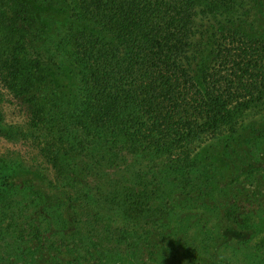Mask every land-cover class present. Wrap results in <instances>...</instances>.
Instances as JSON below:
<instances>
[{
    "label": "trees",
    "instance_id": "1",
    "mask_svg": "<svg viewBox=\"0 0 264 264\" xmlns=\"http://www.w3.org/2000/svg\"><path fill=\"white\" fill-rule=\"evenodd\" d=\"M65 1L74 21L47 47L37 11L42 0H0V88L28 106L30 125L49 131L53 164L61 168L69 162L62 170L69 180L92 186L105 197H135L143 193L135 189L138 184L156 182L155 190L169 199L179 183L201 207L211 209L215 199L208 193L213 197L217 191L200 176L199 166L210 147L221 146L225 152L239 148L247 156L264 150V37L248 39L233 30L251 9L264 12V0ZM200 1L227 30L215 35L214 62L193 74L194 47L210 30L198 11ZM226 12L227 20L219 19ZM99 28L102 33L94 34ZM63 61L75 71L72 105L66 111L60 96L50 102L41 97ZM256 110L259 117L246 118ZM30 132V127L0 121V135L8 141L24 142ZM204 136L211 142L201 147L198 141ZM33 180L46 184L42 173L0 156V264L18 256L8 236L69 251L77 264L91 258L94 264H118L123 257L151 264L141 258L145 249L140 241L152 242L154 253L157 244L143 228L132 231L133 239L129 231L119 238L104 235L109 245L98 247V240L69 231L60 206L41 205L39 199L47 197L40 189H22ZM55 187L50 186L51 193L56 194ZM220 188L236 207L225 209L224 217L253 226L254 215H243V184L232 177ZM135 205V211L150 217L161 212L159 206ZM205 233L204 246H211L217 231L209 227ZM262 243L256 247L259 259L248 264H264ZM32 253L28 246L21 254Z\"/></svg>",
    "mask_w": 264,
    "mask_h": 264
},
{
    "label": "rangeland",
    "instance_id": "2",
    "mask_svg": "<svg viewBox=\"0 0 264 264\" xmlns=\"http://www.w3.org/2000/svg\"><path fill=\"white\" fill-rule=\"evenodd\" d=\"M65 2V0H42L38 5L37 11L44 32L43 39L45 38L43 46L51 47L54 42L60 40L74 21L71 20V12ZM197 7L201 15L206 16L203 22L210 27V30L199 38L201 42L194 47L197 49V55L191 59L190 69L193 74L204 71L214 62L215 35L220 34V29L227 30V27H223L205 12L204 1L198 2ZM226 17L227 12L219 19L227 20ZM233 30L240 31L241 35L248 39L264 37V12H261L258 7L251 9V12L243 15L238 24L233 26ZM101 33L100 28L94 32L96 35ZM53 70L55 71L51 77V88L47 89V92L41 91V97L46 98V102H50L60 96L62 108L66 111L72 105L71 90L74 85L75 71L65 61ZM60 70H62L61 75L58 76ZM55 78L56 81L53 80ZM57 85L58 88H56ZM0 114L1 125L15 124L31 129V138L24 142H11L0 135V156L14 163H21L27 169L44 175L46 184L33 180L35 183L32 184L29 181L32 185L26 183L22 189H26L27 193H30L31 187L35 191L40 189L47 197L44 200L39 199V202L42 201L41 205L51 202L60 206V209L64 210L63 217L67 220L70 232L88 235L98 240L100 245L98 247H101L109 245L108 241L103 239L104 235L112 234L119 238L123 236V232L132 233L135 230L142 231L143 228L144 232L157 244L154 247L157 248L158 254L150 252L152 242L149 243V240L143 242L142 239L140 241V245L145 249L141 258L151 264H248L250 260L259 259L256 247L264 242V150L260 155L251 152L247 156L239 148L233 147L225 152L221 146L210 147V151L206 157L204 156V161L199 166L203 171L200 176L207 177L214 183V191H217L213 197L208 193L210 198L215 199L211 209L201 207L198 202H195L194 195L187 193L188 188H182L179 183L176 188L174 187L173 198L165 199V196L155 190L156 182H151L148 187L140 183L135 188L139 192L143 190V193L131 198L117 199L114 196H103L92 186L85 187L82 183L69 180L65 170L62 171L68 168L69 162L57 168L51 161L53 158L50 151L54 147L50 148L47 143L51 137L49 131L38 130L30 125L28 106L2 88H0ZM260 114L261 112L256 110L248 113L246 118L255 119ZM65 135L71 136L68 133ZM210 142L211 140L204 136L198 141V145L202 147ZM237 165L240 166L238 171L235 170ZM57 175L61 177L59 181ZM232 177L245 187L240 194L243 215L248 212L254 215L256 223L253 226H245L239 221L224 217L225 209L227 211L236 209L234 198L231 195L225 196V192L220 188L222 185H227ZM53 185L56 186L54 188L56 194L50 192V186ZM86 191L88 196L85 195ZM108 191L113 190L108 188ZM136 202L141 207L159 206L161 212L153 217L147 213H139L134 210ZM188 214H191V219L187 216ZM206 218H209L208 222L205 221ZM187 222L191 225L189 229L186 227ZM209 227L217 231V236L214 240L210 237L211 246H204L209 236L205 233V228L209 229ZM185 232H188V235H185ZM251 237L253 239L249 244L240 242H246ZM131 239H133V233ZM8 240L13 243L14 252H18V256L13 259V263L9 261L3 264H67L68 262L77 264V260L69 251L52 250L47 246L45 248L39 241L26 243L22 240L16 241L11 236H8ZM28 246L33 250L32 255L21 254L28 250ZM94 263L93 258L79 261V264ZM118 264L142 263L140 259L137 263L123 257Z\"/></svg>",
    "mask_w": 264,
    "mask_h": 264
}]
</instances>
